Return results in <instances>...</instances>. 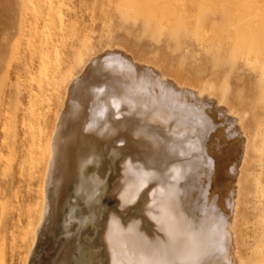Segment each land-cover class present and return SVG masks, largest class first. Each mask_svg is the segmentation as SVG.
Returning <instances> with one entry per match:
<instances>
[{"label":"rangeland","instance_id":"1","mask_svg":"<svg viewBox=\"0 0 264 264\" xmlns=\"http://www.w3.org/2000/svg\"><path fill=\"white\" fill-rule=\"evenodd\" d=\"M109 44L121 45L137 58L151 60L184 80L220 85L216 89L244 117L250 150L241 177L236 228L243 263L264 264V0H0V264H47L62 255L67 245H72L74 258L79 254L85 261V253L91 249L93 263L106 264L103 233L112 214L124 216L126 227L132 219L142 221L146 231L153 233V221L141 210L146 201L122 209L119 196L125 186L120 185L126 183L124 166L130 158L135 169L143 166L146 171H158L163 180L167 178L172 161L164 149L150 152L142 148L140 152L142 145L164 136L170 139L167 147L173 146L171 138L184 148L191 140L195 161L207 155L198 175L192 170L195 163L182 172L178 185L182 213L198 230L207 229L214 218L225 222L227 214L215 189L214 158L199 149L194 128L164 129L150 116L153 95H147V87L146 94L136 96L137 90L126 82L123 85L133 98L128 100L129 106L128 101L123 105L125 115L119 117L112 106L111 111L101 112L93 90L96 85L102 89L103 82L113 88L110 73L99 59ZM83 73V79L71 84ZM76 88L81 91L76 103L86 106L82 136L100 148L101 156L87 165L83 176L86 188L97 185L92 205L99 210L97 215L83 214L87 189L76 192L69 180L61 210L64 217L60 213V225H56L59 230L49 232L51 220L47 221L37 244L52 140L59 116L64 112L66 117V103L72 102ZM176 100L183 103L182 96L167 102L175 104ZM192 110L189 112L206 128L203 145L215 130L214 120L201 106L198 112ZM90 123L95 129L88 128ZM68 125L60 130V139L69 136ZM138 140L143 142L137 147ZM153 160L157 164L152 165ZM93 177L101 182L95 183ZM74 209L82 213L78 219H69ZM217 241L208 264L219 262L224 253L223 242Z\"/></svg>","mask_w":264,"mask_h":264},{"label":"bare ground","instance_id":"2","mask_svg":"<svg viewBox=\"0 0 264 264\" xmlns=\"http://www.w3.org/2000/svg\"><path fill=\"white\" fill-rule=\"evenodd\" d=\"M99 59L103 65L104 71L110 73L108 77L110 84H113H111L113 86L111 90L107 88V82L101 84L103 85L102 89H99V85L94 87V99L96 97V101L101 105V112L105 114L112 106L119 117L121 115L123 116L124 113L122 114V112L125 111L123 105L132 97L131 93L125 88V85H123V82L130 84L137 90L136 96L144 94L145 88L147 87L149 92H146L147 95H153V105L149 112L151 113L150 116L155 118L156 123L162 125L164 129L172 127L174 129L175 127L179 128L185 126H187L186 129L194 128L199 134V140L197 142L200 147L199 149L213 156L215 189L218 200L220 201V206L227 214L225 216V222L214 218L210 221V225H208L207 229H196L192 219L186 217L185 213H182L178 197V185L183 178V170H185V168H192V164L195 163V167H193L192 170L195 171L197 175L200 171H203L207 155L195 161L194 158H196V153L194 152L193 143L190 142L191 140H188L187 148H184L185 146L183 147L182 143L177 142L175 138H171L174 142L171 147H167V143L170 139H166L165 136L163 139L151 140L149 145H142L140 150L143 148L144 150L154 152L157 148V151L164 149L169 160L172 161L166 173L167 178L163 180L164 176L161 177L160 175L161 178L158 177V171H150L151 169L146 171V167L143 166H141L139 170L135 169L133 160L130 158L128 162L126 160L127 165L124 166L126 167L125 174L127 177L126 179L124 178L126 181L125 185H120V187H125L119 197L122 209H128L130 205L133 204V206H136L135 204L139 201H146L141 210L147 218L153 221L155 230H152L153 233L150 234V232L146 231L145 225H142V221L133 222L134 219H132L133 223L131 222L130 225L126 227L122 222L124 216H121V218L117 213V215L112 214L107 228L103 233L104 247L108 257L106 264H208V258L215 252V247L219 245L217 244V240L223 242L225 249L224 253L219 256V262L216 264H244L240 255L238 232L236 228L238 209L241 200V177L243 176V170L248 161V153L250 150V138L248 136L250 132L248 133L245 128L244 117L230 104L224 93L222 94L216 89V87L220 85L213 87L199 80L191 82L176 75L166 73L159 64L151 60L146 61L139 59L121 45H107L102 50ZM91 61H93V59ZM85 68L87 69V67ZM82 75L84 76V73L81 75L78 74V77L75 76L71 84H76L79 79L83 77ZM117 77L120 78L116 79ZM114 80H118L119 83H114ZM80 92V89L76 88L74 95H71L72 102H67L65 107L68 113L65 115L66 117H64V112L62 111V116H59V122L54 132L49 163L42 185L43 203L38 223L39 226L36 231V243L38 242L40 230L48 223L47 221L51 220L50 228L48 229L49 232H57L59 230L56 225H60V213H62L61 210H63V204L65 203V193L69 180L73 181L74 190L76 192L87 189L85 197L87 199L86 208L82 209L83 214L92 213L97 215L99 210L98 208L94 209L92 205L97 185L92 184L89 188H86L83 179L87 165L94 158L98 157L100 148L95 141H87L82 136V125L83 121H85L84 111L86 110H83V107L86 106H82L81 104L79 106L76 103L78 101L76 97ZM67 94L69 93L67 92ZM176 96H182L183 103L179 105L177 100L175 104L167 102ZM159 98H161L162 101H160ZM187 99L192 103L188 104ZM91 100L93 102V99ZM84 102L85 101L81 103L85 104ZM92 102L90 103L91 106L89 105L91 108ZM63 104H65V102ZM129 104L130 102L127 105L129 106ZM198 105L201 106L203 111H206L212 116L214 120L215 130L212 135L205 138L203 145L201 143L202 138L206 134V128L203 127V125L201 126V124L196 121L198 119H195L189 112L192 109L198 112ZM89 117H91V115ZM68 123L71 132L65 140L60 139L62 135L60 130L66 127ZM91 124L93 123H90V127L88 128L95 129V126ZM138 142L139 140L135 142L134 145L137 146ZM140 152H142V150ZM145 161L146 159L144 162ZM155 164H157V162L153 160L152 165ZM99 166L102 167L101 165H98V167ZM102 169L105 170V167H102ZM110 171L113 172L112 169ZM100 178L101 177H99V179ZM92 180L95 183L101 182L98 180V177H93ZM111 181L112 180H110V183H112ZM50 194L53 195L52 201L50 200ZM122 209L120 210L122 211ZM82 212L77 209L72 210L69 219H78L79 214ZM64 213L65 211L61 216L64 217ZM214 224H216V226L212 227ZM96 244L93 242V247H96ZM71 246L72 245H67L62 255L56 260L52 259L53 261L51 260L52 262H48L47 264H94L95 255L91 249L85 253L86 259L83 261V257L79 254L77 258L76 256L75 258L72 257L74 252ZM26 264L29 263L27 262Z\"/></svg>","mask_w":264,"mask_h":264}]
</instances>
